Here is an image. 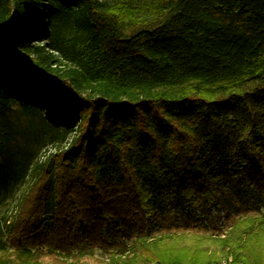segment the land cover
I'll use <instances>...</instances> for the list:
<instances>
[{
	"label": "trees",
	"instance_id": "1",
	"mask_svg": "<svg viewBox=\"0 0 264 264\" xmlns=\"http://www.w3.org/2000/svg\"><path fill=\"white\" fill-rule=\"evenodd\" d=\"M16 102L61 140L0 222L22 264H264V0H0ZM217 208L221 256L171 248Z\"/></svg>",
	"mask_w": 264,
	"mask_h": 264
},
{
	"label": "rangeland",
	"instance_id": "2",
	"mask_svg": "<svg viewBox=\"0 0 264 264\" xmlns=\"http://www.w3.org/2000/svg\"><path fill=\"white\" fill-rule=\"evenodd\" d=\"M27 109L16 102L0 116V222L14 215L18 201L30 181V167L42 160L47 152L53 151L61 142L59 138L52 140L57 129L48 124L40 109L35 114L29 113ZM23 165H27V170ZM213 216L212 225L219 229L220 233L187 234L180 237L171 248L177 246L187 255L203 251L206 254L221 256L222 241H226L231 228L220 209H215ZM200 223L212 231L213 226L209 221L203 220ZM101 255L99 250L94 253V257ZM0 260L4 264H22L20 257L11 249H0ZM89 263L93 264L92 261ZM43 264H47L46 261Z\"/></svg>",
	"mask_w": 264,
	"mask_h": 264
}]
</instances>
